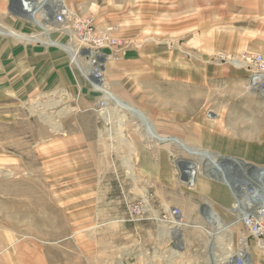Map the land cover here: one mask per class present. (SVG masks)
I'll return each instance as SVG.
<instances>
[{
	"label": "rangeland",
	"instance_id": "obj_1",
	"mask_svg": "<svg viewBox=\"0 0 264 264\" xmlns=\"http://www.w3.org/2000/svg\"><path fill=\"white\" fill-rule=\"evenodd\" d=\"M35 1L42 20L45 11L55 13L59 0ZM15 2L22 5V0H0V38L9 37L2 31L11 28L22 46L67 56L71 71L68 80L57 77L31 90L25 86L20 104L0 106V264H225L241 247L248 249L252 264H264V248L240 221L235 199L226 206L202 185V177L211 178L200 154L180 144L166 148L172 152L170 178L143 185L147 161L135 152L140 140L132 135L170 130L163 116L177 111L181 126L192 119L199 127L214 123L226 132L239 118L264 148V94L250 87L248 68L229 59L243 51L264 56V18L255 46L232 39L228 49L221 42L225 29L243 25L236 13L239 0H63L90 16L98 30L149 48L136 60L119 54L107 61L106 86L121 102L77 71L70 55L82 46L76 37L53 22L41 27L34 16L19 15ZM4 10L18 18V28L1 17ZM206 30L214 32L213 50ZM118 141L134 143L131 152L117 155ZM157 142L143 140L151 149ZM194 142L191 147L207 149L199 144L204 136ZM223 155L228 164L250 166L255 159L264 173V153ZM177 158L199 163L200 184L184 183ZM145 196L151 212L162 215L135 218L133 209ZM173 208L181 210L183 224L163 219ZM207 208L221 226L209 221ZM153 220L160 227L148 235L141 224Z\"/></svg>",
	"mask_w": 264,
	"mask_h": 264
},
{
	"label": "crops",
	"instance_id": "obj_2",
	"mask_svg": "<svg viewBox=\"0 0 264 264\" xmlns=\"http://www.w3.org/2000/svg\"><path fill=\"white\" fill-rule=\"evenodd\" d=\"M237 10L238 11L236 13L239 17L238 22H243V25H228V29H225L223 33V39L221 38L223 48H228L227 43H229L232 39H238V44L240 46H242L243 44L244 46L251 48L255 46L253 44L256 43V37L263 33L262 24L260 22L261 19L264 18V0H239ZM1 17L5 18L6 22L10 26H13L14 28L19 27V22L16 21L18 18L16 19L15 16L7 14L5 10L2 11ZM231 28H237V31L232 30ZM3 32H8L7 34L9 35V37L3 39L2 37L0 38V106H15L17 103L20 104L23 96V91L27 90L24 87L27 85H29V89H36L39 88V85L44 84L45 82H48L51 79L54 80V78L56 79L57 77L64 78L65 80L69 79V74L71 70L70 66L68 65L67 56L50 50H41L40 48L35 46H22L21 42L17 39L18 36L16 35V32L14 30H11V28L8 31ZM208 34L209 31L206 30V36ZM213 34V30H211L209 34L211 38L206 39L207 42H210V47L212 50L214 49V42L212 37ZM132 40L133 41H130L131 43L125 40L127 46L119 53L120 56L125 55L124 58L127 61L141 58L143 57V53L146 52V50H149L147 46H139L134 43V39ZM77 71L80 72L78 69ZM163 120H165V122L169 124H172L170 130H164L162 132L158 131L161 136L170 139L168 140V142L164 141L161 138H156L153 135L151 136V134L149 133H138L136 135H134V133L132 134L133 138L135 136L138 140H140L139 143L135 142V147L136 149H138L135 152L140 153L141 156L145 157V161H147V165L144 168L146 178L144 177L145 179H143L141 182L143 185H161V181H167L166 179L170 178V170H172L173 168L169 162V159H171L172 152H169L168 149L173 150V148H178L176 145L180 144L172 140V138L179 137L180 140L186 139L189 143L188 145L193 146L191 144H195V138H203V136L199 135V128L201 129L202 133H205L204 142H199V144H203L205 147L210 148L211 150L214 149V151L216 152H223L222 154H243L246 152L251 154L264 153V148H261L258 143L254 142L253 137L255 136L254 133H252L253 131L246 132L241 126L243 121L239 118H237L238 122L230 121V129L232 128V131H229V133L226 132L223 127H212L214 126V124L211 125V123H206L204 127H198L199 125L196 124V121H193L192 119L187 120V122H185L186 125L181 126L179 124L182 121V117L177 111H174L173 115H164ZM233 124H237L236 128H233ZM118 138L122 139L121 136H117V139ZM146 138L155 140L157 139L156 141L159 142H157L159 145L157 146L154 143L152 144L153 148L151 149V143L148 145L143 144V140H146ZM160 140L162 142H160ZM183 142L185 143V141ZM115 145L113 149L116 151L117 155H120L125 152L130 153L134 143L126 144L124 146L121 142L118 141ZM222 145L226 146L224 147ZM154 157H157V159H155L157 161L153 160ZM150 161L157 163L156 167H154L150 163ZM255 161V159H253L252 161L254 166L256 165V163H254ZM150 164L152 165V168H150ZM202 184L205 185V187L207 188V193L210 194L212 198H215L219 202L226 204V206H230V204L234 202L235 197L234 194H232V188H229L228 184H225L223 182L221 183L217 180L215 181V179L213 178H211L210 180H202ZM152 214H154L153 216L155 217L158 215H162L156 212ZM141 227L142 229H145V231L148 232L149 235L154 230L158 229L160 226L158 221L153 220L143 222L141 224ZM171 242L173 241L168 242V244H170L168 245V247L173 248Z\"/></svg>",
	"mask_w": 264,
	"mask_h": 264
},
{
	"label": "built area",
	"instance_id": "obj_3",
	"mask_svg": "<svg viewBox=\"0 0 264 264\" xmlns=\"http://www.w3.org/2000/svg\"><path fill=\"white\" fill-rule=\"evenodd\" d=\"M22 3L24 6L27 5L24 0H22ZM36 16L37 11L34 14V18L41 27H46L53 20V24L73 35L82 43L80 48L73 49L70 52L72 62L93 88L106 94L104 89L107 87V61L119 55L127 46V43L109 31L98 30L90 16H82L74 12L63 0L57 2L54 14L51 15L48 14V11H45V15H41L42 20H39ZM61 44L64 45L63 43ZM74 55L77 57V61H75ZM229 59L238 65L248 68L251 72L249 77L250 87L264 94V56L260 53L243 51L238 56H229ZM105 96L107 97V95ZM101 104L105 106L106 100L103 99ZM255 194L259 196L247 194L237 200L233 207L250 235L254 236L264 248V191L261 193L256 192ZM150 207V197H143L141 203L133 209L136 215L135 218L145 219V216L151 212ZM164 218L171 219L175 225L177 219H179V222L183 221L182 212L178 208L167 211L163 216ZM247 257L252 261L248 249L241 247L235 255L234 262L235 264H245Z\"/></svg>",
	"mask_w": 264,
	"mask_h": 264
},
{
	"label": "bare ground",
	"instance_id": "obj_4",
	"mask_svg": "<svg viewBox=\"0 0 264 264\" xmlns=\"http://www.w3.org/2000/svg\"><path fill=\"white\" fill-rule=\"evenodd\" d=\"M25 1V0H24ZM26 2V6H24V4L22 3V5L20 6V4L18 3L16 5V2H15V8H17L18 10H16L18 12L19 15H22V16H31L33 17L34 14L36 13V11L38 10V6H37V1L35 0H27L25 1ZM39 5V4H38ZM40 9V8H39ZM52 19V18H51ZM52 22L54 23V21L52 20ZM52 23V24H53ZM3 32V31H2ZM16 35L18 36L19 34L16 33ZM22 36V35H20ZM55 42V41H53ZM57 43V42H56ZM57 45H60L62 47H65L67 50H69V46L64 44H59L57 43ZM74 57H76L74 55ZM77 58V57H76ZM106 91V94L110 95V96H114L109 90H108V87H106L104 89ZM105 94V93H104ZM111 97V98H112ZM118 97L117 96H114V99H117ZM119 99V98H118ZM119 101L123 102L121 99H119ZM172 102V101H170ZM180 102V101H179ZM169 103V102H167ZM166 103V104H167ZM174 103V102H173ZM191 103V102H190ZM197 104V103H195ZM120 105V104H119ZM118 105V106H119ZM121 105H126L128 107H130L129 105L127 104H121ZM164 105V104H162ZM171 106V105H170ZM169 106V107H170ZM168 107V105H167ZM193 107V106H192ZM125 108V107H124ZM108 109V108H107ZM122 109V108H121ZM130 109V108H129ZM127 110V109H126ZM184 110V109H183ZM132 111V110H131ZM182 112V111H181ZM186 113V112H185ZM189 114V113H188ZM196 114V113H195ZM212 114V113H211ZM239 114V113H238ZM105 115V114H104ZM141 115V114H140ZM218 115V114H217ZM142 116V115H141ZM175 116V115H174ZM215 116V115H214ZM143 117V116H142ZM141 117V118H142ZM241 117V116H240ZM140 118V116H139ZM228 118V117H227ZM216 119V118H215ZM214 119V120H215ZM226 119V118H225ZM147 120V119H146ZM181 120V119H180ZM183 120V119H182ZM200 120V119H199ZM143 122V120H142ZM182 122V121H181ZM191 122V121H190ZM226 122V121H225ZM236 122H238L236 120ZM145 123V122H144ZM153 123V122H152ZM194 123V122H193ZM146 124V123H145ZM149 124V123H148ZM192 124V123H191ZM197 124V122H196ZM214 124V123H213ZM238 124V123H237ZM236 124V125H237ZM181 125V124H180ZM186 125V124H185ZM209 125V124H208ZM212 125V124H211ZM239 125V124H238ZM233 126V125H232ZM199 127V126H198ZM214 127V126H212ZM240 127V126H239ZM154 128V127H153ZM234 128V127H233ZM151 129V128H150ZM148 129V130H150ZM239 129V128H238ZM255 129V128H254ZM208 130V129H207ZM230 132L232 131L231 129H229ZM242 130V129H240ZM239 130V131H240ZM151 131V130H150ZM238 131V132H239ZM152 132V131H151ZM194 132V131H193ZM199 132V135L201 136H204L201 129L199 128L198 130ZM216 132V131H215ZM235 132V131H234ZM250 132V131H249ZM149 133V132H148ZM217 133V132H216ZM229 133V132H228ZM237 133V132H236ZM151 134V133H149ZM153 136L154 137H158V138H161L163 139L164 141H167L170 140L169 138H164L163 136H161L157 130H153ZM187 134V133H186ZM215 134V133H214ZM235 134V133H234ZM251 134V133H250ZM249 134V135H250ZM195 135V134H194ZM193 135V136H194ZM198 135V134H197ZM240 135V134H239ZM248 135V137H249ZM214 136V135H213ZM212 136V138H213ZM217 136V135H216ZM253 136V135H252ZM173 137V136H171ZM175 137V136H174ZM178 137V136H177ZM211 137V135H210ZM153 138V137H152ZM210 138V139H212ZM196 139V138H195ZM218 139V138H217ZM157 140V139H156ZM155 140V142H156ZM172 140L180 143V145H182L184 147V149L187 150V152L189 151V153H198L202 156V158L204 160H206L207 162V173L206 175L210 178H213L215 179V181H220L221 183H225V184H228L229 185V188L231 187L232 188V191L234 194V197H235V201L237 202V200H240L242 197H245L247 194H253L255 196H259L258 194H255L256 192H263L264 191V173L261 172V169L257 168L256 166H254L253 164L250 166L248 165L247 166V162H237L235 160L234 164H228V163H232L231 161H227V158L226 156H224L222 153H219V152H216L213 150H198L197 148H193L191 146H189L188 144L184 143L183 140H180L179 137L178 138H172ZM186 140V139H185ZM220 140V139H219ZM222 140V139H221ZM161 142V141H160ZM252 142V141H251ZM164 143V142H163ZM193 143V142H192ZM197 143V142H196ZM225 143V142H224ZM223 143V144H224ZM175 144V143H174ZM241 144V143H240ZM245 144V143H244ZM192 145V144H191ZM209 145V144H208ZM177 146V145H176ZM207 146V145H206ZM224 146V145H222ZM226 146V145H225ZM224 146V147H225ZM243 146V145H242ZM195 147V146H194ZM223 147V148H224ZM236 147V146H235ZM240 147V146H239ZM173 148V147H172ZM174 149V148H173ZM176 149V148H175ZM182 149V148H181ZM239 149V148H238ZM219 151V150H218ZM231 153V152H230ZM233 154V153H232ZM180 158V157H179ZM177 161L176 165L178 167V170L180 171L181 173V177L183 178L184 180V183L185 184H189L190 186H195L196 184H200L199 181V174H200V166H199V163L197 161H194V160H189V159H181ZM226 162V163H225ZM175 163V162H174ZM205 165V164H204ZM252 166V167H251ZM249 167L251 168H254V169H248ZM239 168V169H238ZM205 170V168H204ZM239 171V172H238ZM178 172V171H177ZM203 172V170H202ZM205 172V171H204ZM202 179L204 180V177H202ZM208 179V178H207ZM183 183V184H184ZM204 185V184H202ZM188 186V185H187ZM203 187V186H202ZM263 189V190H262ZM231 191V192H232ZM250 195V196H251ZM254 198V197H253ZM235 204V203H234ZM264 206V204H263ZM32 209V208H31ZM2 211V210H1ZM204 213L205 215L209 218V221L210 222H214L216 223V225L218 226H221L220 223H218L217 221H213L214 217H213V212L210 209H205L204 210ZM204 215V216H205ZM237 221V220H236ZM177 222H179V219L176 220V224ZM183 224V222H179V224L177 225H181ZM223 226V225H222ZM177 230H179V228L177 227ZM212 230V229H211ZM220 230V229H219ZM178 233L180 234V230L178 231ZM216 233V232H215ZM233 233V232H232ZM178 234V235H179ZM209 245V244H208ZM235 260V255L231 254L229 256H227V260H224L223 262L225 264H235L234 262ZM245 264H252V261L249 257H247L245 259Z\"/></svg>",
	"mask_w": 264,
	"mask_h": 264
}]
</instances>
